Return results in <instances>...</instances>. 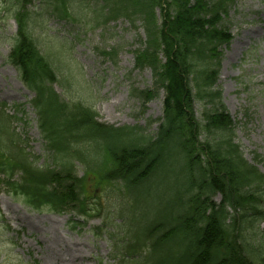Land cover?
I'll use <instances>...</instances> for the list:
<instances>
[{
  "label": "trees",
  "instance_id": "16d2710c",
  "mask_svg": "<svg viewBox=\"0 0 264 264\" xmlns=\"http://www.w3.org/2000/svg\"><path fill=\"white\" fill-rule=\"evenodd\" d=\"M9 1L25 7V0ZM98 2L103 24L122 18L143 29L134 68L149 69L153 87L134 97L145 104L163 93L157 131L108 126L83 105L63 104L52 89L54 63L22 29L23 11L7 60L33 94L30 105L49 157L36 166L39 159L11 129L23 119L0 105V192L32 210L71 213L86 222L98 215L87 195L91 186L119 183L129 202L117 213L122 236H109L114 263L264 264V173L257 168L264 159L254 152L252 163L244 159L236 124L216 89L221 52L231 41L226 15L232 0ZM57 5L66 16L65 0ZM93 142L97 151L86 148Z\"/></svg>",
  "mask_w": 264,
  "mask_h": 264
},
{
  "label": "rangeland",
  "instance_id": "374dc122",
  "mask_svg": "<svg viewBox=\"0 0 264 264\" xmlns=\"http://www.w3.org/2000/svg\"><path fill=\"white\" fill-rule=\"evenodd\" d=\"M97 1L65 0L63 17L56 10L58 0H25L24 9L0 0V105L7 107L9 116L21 117L13 111L16 106L23 110L25 124L14 122L12 129L39 158L37 167L45 166L46 155L30 106L32 94L7 62L16 42V15L23 11L28 17L19 15L22 29L25 35L29 29L40 53L54 63L57 83L52 89L63 104L83 105L98 123L108 126L136 127L149 135L157 131L158 123L148 124L162 115V94L147 104L133 97L153 87L151 71L134 68L133 52L145 40L143 29L139 22L132 25L122 18L103 24L105 11ZM226 22L231 41L221 52L216 88L236 124L235 143L251 163L252 152L264 159V1L232 0ZM108 53L115 55L110 58ZM193 108L200 120V103ZM86 148L96 150L94 142ZM257 168L264 173V165ZM82 172L79 168L80 176ZM90 189L87 195L96 202L98 215L74 229L67 213L35 212L21 200L0 194V264H114L108 234L122 236L117 213L129 199L119 191V183ZM59 248L66 262L58 259Z\"/></svg>",
  "mask_w": 264,
  "mask_h": 264
},
{
  "label": "bare ground",
  "instance_id": "6f19581e",
  "mask_svg": "<svg viewBox=\"0 0 264 264\" xmlns=\"http://www.w3.org/2000/svg\"><path fill=\"white\" fill-rule=\"evenodd\" d=\"M234 46H235V45H234ZM234 46H233V47H234ZM58 247H59V246H58ZM59 249H60V248H59ZM60 251L62 252L61 249H60ZM62 256H64V255H63V252L59 255V258H58V259L61 261V263H62V262H66V259H65V258H63V260L60 259V258H62Z\"/></svg>",
  "mask_w": 264,
  "mask_h": 264
}]
</instances>
